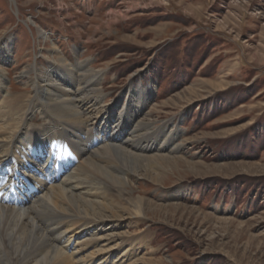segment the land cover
I'll return each instance as SVG.
<instances>
[{
  "label": "rangeland",
  "instance_id": "obj_1",
  "mask_svg": "<svg viewBox=\"0 0 264 264\" xmlns=\"http://www.w3.org/2000/svg\"><path fill=\"white\" fill-rule=\"evenodd\" d=\"M0 46L6 90L28 91L21 72L55 48L105 70L103 105L150 84L143 114L183 131L159 180L140 170L121 193L150 204L115 227L149 238L131 260L264 264V0H0Z\"/></svg>",
  "mask_w": 264,
  "mask_h": 264
},
{
  "label": "bare ground",
  "instance_id": "obj_2",
  "mask_svg": "<svg viewBox=\"0 0 264 264\" xmlns=\"http://www.w3.org/2000/svg\"><path fill=\"white\" fill-rule=\"evenodd\" d=\"M48 50V69L21 72L25 93L6 90L0 74V264H161L131 260L149 238L115 227L140 224L150 206L121 193L140 170L158 181L188 140L170 130L172 120L155 127L143 114L150 84L105 106V70ZM36 111L45 124L32 128ZM69 149L75 158L56 169L55 159ZM25 182L38 192L25 195Z\"/></svg>",
  "mask_w": 264,
  "mask_h": 264
}]
</instances>
